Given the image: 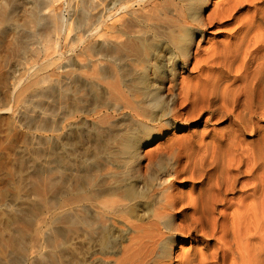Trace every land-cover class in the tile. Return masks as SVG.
Returning <instances> with one entry per match:
<instances>
[{"label": "bare ground", "instance_id": "6f19581e", "mask_svg": "<svg viewBox=\"0 0 264 264\" xmlns=\"http://www.w3.org/2000/svg\"><path fill=\"white\" fill-rule=\"evenodd\" d=\"M9 2L0 0V38L15 11ZM40 2L42 13L31 7L18 38L37 28L55 37L68 30L57 5L62 1ZM225 2L207 18L202 11L212 0L102 2L87 16L101 18L94 38L110 37L86 46V62L61 66L66 85L55 100L61 116L25 115L18 102L0 97V226L12 230L8 237L0 232V246L19 254L14 264L28 260L31 222L43 206L53 214L50 252L41 255L48 264H264V0ZM110 5L113 13L104 18ZM214 27L224 28L222 38L192 54L198 33L204 38ZM63 51L59 45L44 56L46 64L28 70L19 95L51 82L53 71L45 72ZM192 60L195 75L178 84L179 64ZM89 69L95 81L81 87L77 78ZM73 85L82 94L71 93ZM173 126L189 132L142 156ZM18 132L16 141L36 142L33 158L46 150L49 163L29 169L21 161L23 143L10 144ZM76 136L87 140L82 150L57 149L77 146ZM89 150L96 159L86 158ZM76 154L85 156L79 165L71 159ZM29 189L40 205L28 206ZM176 235L183 236L179 244Z\"/></svg>", "mask_w": 264, "mask_h": 264}, {"label": "rangeland", "instance_id": "374dc122", "mask_svg": "<svg viewBox=\"0 0 264 264\" xmlns=\"http://www.w3.org/2000/svg\"><path fill=\"white\" fill-rule=\"evenodd\" d=\"M39 1L40 0H22V2H21V0H15V1L10 0V2L13 4H9L8 6H9V8H12V11H13V6H14L15 11H13L14 12L12 14L13 18H11L10 22L7 25V27H8V28H6L7 33L5 31L3 37L0 38V41H1L0 42V97H1V102L3 101V103L12 101V104H13L15 102L16 103L18 102L17 104L15 103L16 109H18V111H20L22 113L24 112L25 115L28 113L29 115H32L35 117H44L47 120H51V118H53V117L61 116L62 115L61 112L63 113V111L61 109L58 108L59 109L58 110L57 107L55 108V106H56L55 100L61 96V95L59 96L58 94H59V92L62 94L64 91V88H65L64 87L65 82H62V81H64V76L66 74L65 73L66 70L63 69L61 66H65L69 62H71L75 65H78L77 63H79L80 60L83 62H86L87 59H89L88 55L90 53L89 51H86L87 47H89L90 44H93L97 38H98L97 41L99 42L100 40H103L102 39L103 37H107V38H108V36L110 37V35H109L110 33H107V36H103L101 39H99V37H101V35L95 36V38H94L93 34L96 32L95 28H99L100 23H101L99 21L101 20V18L99 16L100 20H97L98 17H96V18L94 17L95 18V22H94L93 19L91 20V16L88 18L87 14L94 12L99 7L100 3L105 2V1L111 2L112 0H102V1L101 0H97V1L96 0H93V1L89 0V2H88V0H59V1L57 0V2L62 1V2H60V4L59 3L57 4V2H56V4L61 6L59 8L60 9L59 13H60L61 18L64 20L63 22L67 23V25H65V26H66V28H68V30L66 29V31H63V34H61V36L58 35L57 37H55V36H53L55 34L54 32H51L50 35H48L49 33L47 34V31L44 30V28H41V31H40V28L39 29L37 28V29H34L33 33L30 32L29 34H23L21 37L18 38L17 32L20 30H23L22 29V28H24L23 24H25L24 18L26 17V15H28L27 14V13H29L28 11H30L32 9L31 7L35 6L36 7L35 10L37 12L42 10V8L40 9V7H42V6H41V2L39 3ZM225 1L228 2L229 0H212V5L206 7L202 11V16L204 18H207L208 16L213 14V12L216 10V7H217L216 5H220V4L224 3ZM242 1H245V0H242ZM91 2L93 3L92 4L93 9L90 8L91 10L88 12V10H89L88 6L91 4ZM11 5H13V6H11ZM74 6L78 7V8L75 9ZM86 7L88 10L86 9ZM79 11L85 12L86 16L84 15L83 18H82V16H79V14H78ZM109 11H110V13H113L112 5L109 6V10L107 13H105L104 18L108 17V15H110ZM244 11L245 10H243L241 13H243ZM39 13H42V11L38 12V14ZM86 17L89 20L86 19ZM102 21H104V20H102ZM88 23H90V24H88ZM91 23L92 24L94 23L93 26ZM15 25H16V27H15ZM68 25L69 26L71 25L72 28H70V30L71 31L74 30V31H72L73 33L69 32V27H67ZM89 25L91 27H93V28L90 27V29H91L90 31L88 30L89 28L87 29V26L89 27ZM84 30L85 31L88 30V32H90V33H87V35H86V34H84ZM223 30H224V28H218V27L217 28L216 27L211 28L208 30V32L206 33L204 38H203L201 33H198L196 40H195L196 44L194 43V47L192 49V54L195 55V53L198 51L199 44H201L202 50H206L207 48H210L214 42H216L222 38L221 35L224 33ZM67 32H69V35ZM15 33H17V34H15ZM66 33L68 36L66 35ZM45 34H47V35H45ZM83 34L86 36H85V38L82 37L83 42H81L80 39H78V38H80V36H83ZM90 36H92L93 39ZM59 37H61V38H59ZM74 41H76V42H74ZM59 42H60V44H59ZM65 42H66V45H65ZM52 45L55 46L56 50L59 47V45H61V48H64V51H63L64 53L62 55L60 53H57L59 56H56L54 58V60L57 58L59 59L56 62V63H58V65H56L55 69L52 67V68H50L51 70L49 69V71L45 72L46 75H49V73H51L53 71L55 76L52 73L50 75L52 76L51 79L53 78L54 80L52 79L51 82L44 83V84H42V86H40L38 88L36 86L33 89H31L25 93H21V95H19L20 91L23 90V87L26 84V83L25 84L23 83L22 85L18 86L19 82L22 80L21 77L25 73H27L28 70L36 69L39 66L46 64V61H45L46 55L50 52L52 53V51H53V53L56 52V50L54 51V49H53L54 47L52 49H50L52 47ZM56 45H58V46L56 47ZM66 48H67V50H66ZM47 49H49V50L47 51ZM70 56H72V57H70ZM78 57H81L84 60H82L81 58L78 59ZM80 63H82V62H80ZM192 63L191 64H185V65H183L182 63L179 64V67L177 70V83L178 84H181L185 81L188 82L195 75L196 71L192 69L193 65H194L193 60H192ZM58 66H60V68L62 70H60ZM32 67H34V68H32ZM57 68H58V70H57ZM83 71H84V74L83 73H81V74H83L84 77L79 73L82 77L77 78V84H79L81 87L82 86L86 87L85 85H89L90 83H93V81H95V79L93 78L94 72L92 69L86 70V72H85V70H82V72ZM25 82H26V80H25ZM62 86L64 87L63 89H62ZM52 87H53V89L55 87L57 90L54 89L55 90V92H54ZM167 87H168V85H167ZM69 89L71 90V93H73V92L75 93V91L77 92V90H78V86L77 87H76V85H75V87H74V85H73V87L69 86ZM81 89L83 90V88H80V90H78V94L76 93L77 95L82 94V93H80V91H82ZM72 90H73V92H72ZM48 91L49 92L53 91L52 93H56V94L49 93ZM39 93H41V94H39ZM43 93H47V95L45 94L46 96L44 98L42 97ZM48 93H49V96H48ZM12 96H13V98H12ZM10 98H12V99H10ZM41 108H42V110L44 108L46 111L45 112L42 111ZM53 111H56V112L53 113ZM50 112L53 114V117H52V114ZM80 119L79 120L76 119V122L77 123L80 122L81 121ZM90 119H92V118H90ZM226 126H227V124H223V125L217 126L216 129H217V131H222ZM191 127L194 128V125L192 124ZM19 132H23V133L25 132L26 133L27 131L24 130L23 128H21V131L19 130ZM19 132H18V134H19ZM188 132L189 131L186 129L180 128V130H177V129H175V126L170 127L169 130L166 131L163 139L157 138L152 144L145 146L142 149L141 154H142V156H144L146 153H148V151H150V150L152 151V149H154L159 143L166 141L169 137H173V138L183 137V136L187 135ZM23 133H20L13 140H11L10 144H12V143H13V145L16 143H17L16 145H18L20 143L22 144L23 141L19 139L20 141H22V142H20L17 139V141H18L17 142L16 138L19 137L22 139ZM35 134H36V132H35ZM41 134H42V136L54 135L51 133L45 134L42 132H37L36 135L41 136ZM94 134H95V132H93V137L95 136ZM74 140H76V142H74V143H76L77 146L74 145V146L68 147L67 148L68 151L64 150L65 148H62V143L58 144L59 146H57V149L59 147L60 151L62 150L61 153H66V154L70 153V152L73 153L74 147H77V148L80 147L79 149H81L83 146L82 143L87 142L86 138H84L82 140L80 137H77V136L74 138ZM248 141H251V138H248ZM57 142L58 141H56L55 144H57ZM6 143H9V142H6ZM27 143L28 144H24V143L22 144L24 146V152L21 154V161H23V163L24 162L27 163L26 165L28 166L29 169L31 168V166L33 169L34 167L45 166L47 163H49V161H50V153L49 152H47L46 150L39 151V152H42L41 154H43V156H41V157L39 156L38 159H34L33 155L36 151L35 149L37 148L36 144H35L36 142L32 143V141L29 139V141H27ZM6 145H9V144H6ZM6 145H5V147H6ZM13 145H11V148ZM26 145H27V147H25ZM84 146H85V144H84ZM7 148H9V147L7 146ZM10 149H7L5 154L8 151H11ZM38 150L39 149H37V151ZM46 154H47V156H46ZM85 156H86V158L87 157L93 158L94 154L91 151L90 152L87 151ZM85 156H84V158H85ZM102 156H103V154L101 155V157ZM101 157H99L97 159L99 160ZM80 158H81V155L76 154V156L71 158V159L73 160V162L78 163V165H79L80 161L85 160L84 158L82 160ZM94 159H96V158L94 157ZM104 160H105V156H103L100 159V161H104ZM30 191H31V193H30ZM30 191H27L28 195L31 198V200H29L28 206L30 207L31 206L30 204H32V202H34L33 204L36 203L37 205H40L41 202L36 198L37 197L36 194H34V192H32V190H30ZM31 195H33V196H31ZM235 197H237V196H235ZM44 199H45V202L48 201L47 200V199H49L48 193L44 195ZM25 207H24L25 209L23 208V210H26L28 208L27 205ZM51 213L52 212L49 211L47 206L46 207L43 206V207L39 208V210H38V212H36L35 216L33 215V220L31 222L32 233L28 237V241H29L28 242V248H29L28 254L29 255H28V260H26L24 262L25 264H37V263L38 264H42V263L45 264L46 263V261L43 259L44 257H42V256H45L50 252V249L47 248V246H48V243H47V239H48L47 236L48 235L47 234H48V231L51 227L50 223H51V220L53 218V214H51ZM21 214H22V212H21ZM3 226H5V222L3 225L0 226V232L2 231L3 235L7 233L4 236L8 237L9 233L12 232V230L11 229L9 230V226H7V227L5 226L6 228H8V230L5 229V227H3ZM4 229L7 230V232L4 231ZM174 238L177 240L178 244L183 241V236H181V235H176ZM32 246H33V248H32ZM2 247L3 246H0V252H1L0 253V260H1L0 264H14L16 261H18L19 254H17L16 251L15 252L13 251V249H14L13 247H11V246H9V247L4 246L3 248ZM35 247H36V249H34ZM31 248H32V250H31ZM77 248H79V245L77 246ZM177 248H178V246L176 245L174 249L177 250ZM30 251H31V254H30ZM32 251H33V255H32ZM39 257H40V259H39ZM48 263L49 262H47L46 264H48Z\"/></svg>", "mask_w": 264, "mask_h": 264}]
</instances>
